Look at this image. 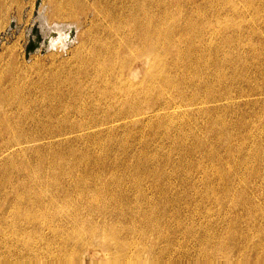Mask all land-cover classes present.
I'll return each mask as SVG.
<instances>
[{
    "label": "rangeland",
    "instance_id": "1",
    "mask_svg": "<svg viewBox=\"0 0 264 264\" xmlns=\"http://www.w3.org/2000/svg\"><path fill=\"white\" fill-rule=\"evenodd\" d=\"M172 1L164 0L174 7L188 4L189 10L200 3L201 13L193 14L192 41L178 33L169 47H156L162 56L156 68L136 56L134 11L137 17L141 7L155 13L159 7L152 0H0V81L6 86L13 78L20 88L0 100V128L28 111L41 113L46 96L39 78L50 83L52 72L61 83H50L49 89L67 91L70 98L64 103L86 108L66 118L75 124L73 131L29 143L28 149L18 150L21 131L0 140V264H106L105 240L90 242L93 225L99 232L118 231L121 242L141 253L118 264H264V0ZM184 16L186 11L179 14V24ZM176 25L167 21L164 29L176 32ZM68 27L72 39L60 48L59 37ZM51 40L56 46L49 47ZM128 58H133L128 74L135 80L129 75V81L138 87L129 96L137 106L126 108L109 104L96 90L124 85L128 75L115 76V71ZM213 59L216 66L210 64ZM199 64L218 77L209 90L195 84ZM147 71L153 78H145ZM64 109L60 105L58 111ZM67 139V148L78 152L71 171L39 161L20 165L38 155L40 147L50 151V141L68 144ZM99 142L114 151L101 150ZM124 147L131 154L123 153ZM141 147L146 156L136 153ZM87 159L97 168H83ZM160 186L167 187L165 193L158 192ZM140 191L143 198H136L135 205L122 211L112 207L113 197L135 198ZM146 216H155L154 224ZM101 220H107L103 227Z\"/></svg>",
    "mask_w": 264,
    "mask_h": 264
},
{
    "label": "bare ground",
    "instance_id": "2",
    "mask_svg": "<svg viewBox=\"0 0 264 264\" xmlns=\"http://www.w3.org/2000/svg\"><path fill=\"white\" fill-rule=\"evenodd\" d=\"M174 1V0H173ZM172 1V2H173ZM176 1V0H175ZM152 2H153V5H154V7L155 8H157V7H159L158 9H157V11L155 12V13H151L150 11L148 12V10H146V9H144V7H141V10L139 9L138 10V17H137V15H136V11H134V14H135V16H136V20H137V22H138V30H136L137 32V40H138V43H137V46H136V56L138 57V59H143V60H145L146 61V66L148 65L149 67L151 66V67H156L155 65L157 64V61H158V59H161L162 58V56L159 54H157V51H156V47L157 46H161L162 48L163 47H169L170 45H172L173 44V40H174V36H178V33H179V36L180 35H183V36H185L186 34H188V35H186L183 39H182V37H181V39L183 40V41H186L187 43L191 40L192 41V39H193V36L192 35H190L189 33H188V31L191 29V27H192V25H193V23H194V21H193V14H197L198 16L200 15V10H201V4L200 3H194V5L193 6H191L190 7V9L191 10H189L188 9V4L187 5H178V6H175L174 7V4H173V6L172 5H170L169 3H166V2H164V0H152ZM171 2V1H170ZM52 4H53V2H52ZM61 4V3H60ZM59 4V5H60ZM246 4V3H245ZM249 4V3H248ZM74 5V4H73ZM242 5V4H241ZM54 6H55V3H54ZM61 6V5H60ZM233 6V5H232ZM250 6V5H249ZM56 7V6H55ZM55 7H53V8H55ZM58 7V6H57ZM248 7V6H247ZM187 8V9H186ZM48 9V8H47ZM245 9V8H244ZM94 10V9H93ZM188 10V11H187ZM53 11V10H52ZM185 12L186 11V16H184V21H182V23H178L177 21H179V14L181 13V12ZM56 12V11H55ZM71 14V13H70ZM72 15V14H71ZM42 17V16H41ZM146 18V19H145ZM141 19H145L146 20V23L144 22V25L142 24V21H141ZM167 21H169V22H171L172 24H175V23H177V25H176V32H174V31H167L168 29H164V24L167 22ZM196 23L197 22H199V23H201V21H200V19H199V21H195ZM45 23V22H44ZM60 23H62V22H60ZM52 25H54L53 23H52ZM47 26V25H46ZM66 26V25H65ZM50 27V26H49ZM61 27V26H60ZM54 30H57L58 29V25L57 26H55L54 25ZM168 28H169V26H168ZM174 28V29H175ZM67 29V30H66ZM72 28L71 27H68V28H65V30L64 31H67V32H65V34L64 35H60V37H59V39H61L62 41H60L61 43L59 44V47L60 48H65L66 46H68L69 45V43H70V40L72 39ZM60 32V31H59ZM67 33H68V35H67ZM199 33V32H198ZM262 33V32H261ZM200 36V34L198 35V36H196V37H199ZM57 38V39H56ZM52 39L53 40H58V37H52ZM127 41V40H126ZM130 41H127L125 44H124V48L125 47H127L128 45H130V43H129ZM57 43V42H56ZM48 44H49V47H51V45H54V43L52 42V40H51V43H49L48 42ZM51 44V45H50ZM54 46H56V45H54ZM48 47V46H47ZM129 48H130V46H128ZM128 47H127V49H128ZM190 47H191V45H190ZM120 50H122L123 51V49H122V47L120 48ZM160 52V51H159ZM167 54H168V51L166 52ZM195 54H196V52H195ZM201 54V53H200ZM202 55V54H201ZM166 56H168V55H166ZM179 56V55H178ZM198 57V56H197ZM201 57V56H200ZM135 58V57H134ZM207 60V59H206ZM8 61H9V59H8ZM118 61H119V59H118ZM130 61H133V58H128V59H126V61H124L123 63H122V65L121 66H119V67H115L116 68V71H115V76H119V75H121V76H123L124 75V73H126V75H128V78H126V76L124 75V78L123 79H125L126 80V82H125V84L124 85H120V84H118L117 82L116 83H113V85H112V87L111 86H109L110 88H104L103 89V91L102 92H99V89L98 90H96L97 89V87L96 88H94V90H96V91H98V93H100L101 95H102V97L106 100L107 99V101H109L108 103L109 104H111L112 102H116V103H120L121 105L123 104L124 105V107H126V108H129V105H131V106H133V107H135V106H137V104H132L133 102H131V101H129L131 98L129 97L130 95H131V92H135L136 91V87H138V84L136 85L135 83H133V81H129L131 78H129V75H131V74H128V73H130V71H131V62ZM135 61H136V59H135ZM111 62V61H110ZM143 62V61H142ZM117 63V62H116ZM115 62H114V64H112V63H110V64H112L111 66H113V65H115L116 64ZM119 63V62H118ZM144 63V62H143ZM147 63H149V64H147ZM175 63H176V61H175ZM108 65H109V62L107 63ZM211 65H214V66H216V61L213 59L212 61H211V63H210ZM8 65V64H7ZM92 65V64H91ZM108 65H107V67H108ZM117 65V64H116ZM160 65V64H159ZM175 65V64H174ZM195 68H199L197 71H196V76H197V81L195 82V84L197 85V86H200L201 88H203V89H205V90H209L210 88H211V85L210 84H213V83H215V81H217L218 80V77H217V75L216 76H213V75H211V74H209L208 72H206V71H204V69H203V65H201V64H199V65H197V66H194ZM109 68V67H108ZM157 68V67H156ZM112 69H114V68H112ZM149 69V68H148ZM130 70V71H129ZM143 70H144V68H143ZM184 70V69H183ZM125 71V72H124ZM151 71V70H150ZM134 73H136L135 72V70L133 71ZM158 72L159 71H157L156 70V75H158V76H160L161 78H162V74L160 73V74H158ZM215 72V71H214ZM111 73V72H110ZM132 73V72H131ZM138 73V72H137ZM142 74V73H141ZM132 75H133V73H132ZM132 75L130 76V77H132ZM139 75V74H138ZM143 75V74H142ZM141 75V76H142ZM56 76L58 77V74L57 73H55V72H52V74H51V76H50V79L52 80L50 83H57V82H59V83H61L60 82V80H56V81H54L55 79H56ZM120 76V77H121ZM134 76H135V74H134ZM140 76V77H141ZM149 76H151L152 78H153V74H151V73H149L148 71L146 72V75H145V78H147L148 77V79H149ZM157 76V77H158ZM7 77V76H6ZM51 77H53V79L51 78ZM155 77V76H154ZM134 78H136L137 79V76L136 77H134ZM161 78H159L160 80H159V82L161 81ZM6 79V78H5ZM102 79V78H101ZM155 79H156V77H155ZM170 79H172V78H170ZM132 80H134L133 79V77H132ZM154 80V79H153ZM4 81V80H3ZM48 81H49V79L48 78H46V77H43V76H41L40 78H39V82L38 83H43L44 82V87L43 88H41L40 89V91H41V95L42 96H46V100L43 102L44 103V107L41 109V113H39V114H36L35 112H33V111H28V112H26V113H23L22 115H20L19 117H17V119L16 120H10L9 119V121L8 122H6V124H4V126H3V128L0 130V140L1 139H3L4 137V134L5 133H9V132H11V133H15L14 135L16 136V133H18L17 131H21V134H18V137H17V139L19 140V142L17 141L16 142V144H18V150L19 151H21V150H23L24 148H29L30 147V144L29 143H32V142H36V141H39V140H41V139H52V138H55V137H57V136H59V135H61V134H65V133H68L69 131H73V129L75 128V124H73V123H71V124H69V122H68V118H71V116L72 115H77V114H84V112H85V110H86V108L85 107H82V108H78V109H75V107L73 106V103L72 104H66V103H64L63 102V99L64 98H70V96H69V94L70 93H67V91H63L62 89H59V88H50L49 89V87H48V85L50 84V83H48ZM135 81V80H134ZM138 81V80H137ZM142 81V80H141ZM143 81H145L144 79H143ZM157 82L158 81H156V84H157ZM158 82V83H159ZM171 82V81H170ZM17 82H16V80L15 79H13L12 78V80H10L9 82H8V84H6V86H4L3 84H2V82L0 81V100L1 99H7V97L9 98L10 96H12V94H14L17 90H20V88L19 89H17L18 87L16 86L17 84H16ZM48 83V84H47ZM143 84H144V82H142ZM141 83V84H142ZM167 83V82H166ZM143 84H142V86H143ZM160 84V83H159ZM158 84V85H159ZM46 85V86H45ZM146 85V84H145ZM157 85V86H158ZM156 86V87H157ZM160 87V86H159ZM48 88V89H47ZM144 88H147L146 86L144 87ZM158 88V87H157ZM197 88V87H196ZM110 89V90H109ZM154 90H155V88H154ZM213 90H211V92H212ZM137 93V92H136ZM207 93V92H206ZM137 95V94H136ZM74 96V95H73ZM124 96V98L122 99V97ZM132 96V95H131ZM13 97H14V99H15V95H13ZM47 97H49V99L47 98ZM134 97V96H133ZM216 100V99H215ZM38 101H34V104L36 105V103H37ZM136 102V101H135ZM194 102V101H193ZM215 102V101H214ZM217 102V101H216ZM3 103V102H2ZM1 104V103H0ZM19 104V103H18ZM205 104H206V102H205ZM63 106V107H65V109H64V112L63 113H60V111H58V108H59V106ZM175 105V104H174ZM201 105V104H200ZM203 105V104H202ZM207 105V104H206ZM174 108V107H173ZM183 109V108H182ZM203 109V108H202ZM3 110V109H2ZM174 110V109H173ZM198 111V110H197ZM205 112H207V111H205ZM2 113V112H1ZM218 114V113H217ZM221 114V113H220ZM207 115V114H206ZM4 116V115H3ZM140 116V115H139ZM218 116V115H217ZM221 117V116H220ZM2 118H4V117H2ZM67 118V119H66ZM7 119V118H6ZM14 119V118H13ZM186 119H187V117H186ZM214 119H216V117L214 118ZM208 120V119H207ZM189 121H190V119H189ZM213 121H215V120H213ZM2 122L4 123V121L2 120ZM187 122V121H186ZM219 122V121H218ZM242 122H244V121H242ZM222 124V123H221ZM220 124V125H221ZM104 126V125H103ZM106 126V125H105ZM206 126V125H205ZM24 128H26L27 129V131H25V129ZM190 129V128H189ZM23 131V132H22ZM206 131V130H205ZM81 132V131H80ZM223 134H224V132H222ZM221 133V134H222ZM217 134H218V132H217ZM222 134V135H223ZM228 134H229V131H228ZM221 136V135H220ZM230 136V135H229ZM13 137V136H12ZM227 137H228V135H227ZM234 137V136H233ZM15 139V138H14ZM16 139V140H17ZM74 140V139H73ZM225 140H228V138L226 139L225 138ZM230 140V139H229ZM69 141H70V139H67V142H68V144H64V142H62L61 144H58V145H55V143H53L52 141H50L49 143H48V148L49 149H51L50 151L48 150V149H44V146L43 147H40L39 149H40V151L38 152V155H36L35 157H33V158H30V156H28L27 157V159L25 158L22 162H20V165L21 166H29V165H31L32 163H36L37 161H39V162H43V163H46L48 166H56L58 169H60V170H63V171H65L66 170V168L68 169V171H71L72 170V168H75L74 166H75V163H76V158H77V156H78V152L75 150V149H73V148H67V146L68 145H70L69 144ZM88 142L90 141V139L89 140H87ZM233 141V140H232ZM73 142V141H72ZM228 142V141H227ZM230 142V141H229ZM90 143V142H89ZM22 144V145H21ZM228 143H226V145H227ZM98 146L101 148V150H105L106 152L107 151H114V146L112 147V145L111 144H105V143H101V142H99L98 143ZM117 146H119V145H117ZM227 147H229L228 145H227ZM240 147V146H239ZM46 148V147H45ZM128 147H124L123 149H124V151H123V153H125L126 155H129V154H131L130 152V150L129 149H127ZM198 148V147H197ZM209 148H211V147H209ZM210 150V149H209ZM231 150V149H230ZM87 152H89L90 153V149H88L87 148V150H86ZM216 151H218V150H216ZM24 152V151H23ZM213 152V151H212ZM35 153V152H34ZM137 154H138V156L140 157V156H146L147 155V149H146V147H141V150H139V151H137L136 152ZM216 152H214L213 154H215ZM217 154V153H216ZM229 154V153H228ZM31 155V154H30ZM211 155V154H210ZM209 155V157H211ZM226 155H227V153H226ZM225 155V156H226ZM66 156H68V157H71V161L69 162V163H67V164H64L63 162V160H64V158L66 157ZM84 156H85V154H84ZM213 156V155H212ZM227 157V156H226ZM214 158V157H213ZM227 158H230V157H227ZM246 160V159H245ZM255 160H256V157H255ZM229 161V160H228ZM244 161V160H243ZM213 162V161H212ZM241 162V161H240ZM41 164V163H40ZM102 164H103V161H102ZM209 164V163H208ZM207 164V165H208ZM216 164V163H215ZM214 164V165H215ZM146 165V164H145ZM240 165H242L241 163H240ZM90 166L92 167V168H97V165L95 164V163H90V159H87L85 162H84V166H83V168H85V169H90ZM216 166H217V164H216ZM215 166V167H216ZM229 166V165H228ZM103 167V166H102ZM137 169H139V168H141V167H139V166H135ZM241 167V166H240ZM22 168H24V167H22ZM158 168H162V167H158ZM227 168V167H226ZM27 169V168H26ZM195 169V168H194ZM193 169V170H194ZM217 169V168H216ZM219 169V168H218ZM125 170V169H124ZM257 170V169H256ZM187 171H188V169H187ZM214 171H215V169H214ZM219 171H220V169H219ZM222 171V170H221ZM190 172V171H189ZM10 173V172H9ZM158 173V172H157ZM195 173V172H194ZM216 173V172H215ZM218 173V172H217ZM227 173V172H226ZM222 174V173H221ZM10 174H8V176H9ZM56 175H58V174H56ZM214 175V174H213ZM220 175V174H219ZM218 175V176H219ZM221 176V175H220ZM220 176L218 177V178H220ZM231 176V175H230ZM228 177V176H227ZM220 180H222V178L220 179ZM225 181V180H224ZM240 181V180H239ZM170 182V181H169ZM168 182V184L166 185L168 188H169V186H171V184ZM219 182H221V181H219ZM170 184V185H169ZM227 184V183H226ZM60 187V186H59ZM166 187V188H167ZM224 187H225V185H224ZM227 187V186H226ZM166 188H163V187H159L157 190H158V192H163V193H165V190H166ZM213 188V187H212ZM222 188V187H221ZM14 189H15V187H14ZM60 189V188H59ZM86 189V188H85ZM84 189V190H85ZM149 189V188H148ZM242 189V188H241ZM224 190V189H223ZM233 190V189H232ZM242 191H243V189H242ZM28 192V191H27ZM49 192V191H48ZM29 193V192H28ZM218 193V192H217ZM233 193V192H232ZM49 194V193H48ZM47 194V195H48ZM59 194V193H58ZM216 194V193H215ZM222 194H224V193H222ZM44 195V194H43ZM79 195V194H78ZM143 193L140 191V192H138V194H136V196H135V198H133V197H130V196H126V195H121L120 197H113V203H112V207H114L115 209H119V210H123L122 209V207L124 206V207H130L131 206V202L135 205V203H136V198H138L139 200H140V198H143ZM165 194H163V196H164ZM7 196V195H6ZM16 196V195H15ZM80 196V195H79ZM208 196V195H207ZM206 196V197H207ZM230 196V195H229ZM233 196V195H232ZM16 197H18V196H16ZM34 197V196H33ZM45 197V196H44ZM43 197V198H44ZM47 197V196H46ZM45 197V198H46ZM210 197V196H209ZM215 197V196H214ZM218 197H219V195H218ZM20 198V197H19ZM18 198V199H19ZM50 198H52V197H50ZM217 198V197H216ZM24 199H25V197H24ZM27 199V198H26ZM49 199V198H48ZM207 199H208V197H207ZM36 200V199H35ZM53 200H55V197H54V199ZM53 200H52V202H53ZM216 200V199H215ZM29 200L27 199V202H28ZM141 201V200H140ZM3 202V201H2ZM1 202V203H2ZM196 202V201H195ZM215 202V201H214ZM220 202V201H219ZM218 202V203H219ZM0 203V204H1ZM32 203H34V202H32ZM50 203H51V201H50ZM140 203V202H139ZM38 204V203H37ZM36 204V205H37ZM49 204V203H48ZM184 204H186V203H184ZM29 205V204H28ZM46 205V204H45ZM57 205V204H56ZM240 205V204H239ZM243 205V204H242ZM2 206V204L0 205V207ZM17 206V205H16ZM15 206V207H16ZM30 207H31V205H29ZM58 206V205H57ZM187 206V205H186ZM11 207V206H10ZM14 207V206H13ZM19 206H17V208H18ZM55 207V206H54ZM104 208V207H103ZM209 208V207H208ZM16 209V208H15ZM56 209H57V207H56ZM55 209V210H56ZM102 209V208H101ZM105 209V208H104ZM103 209V210H104ZM22 210V209H21ZM25 210V209H24ZM47 210V209H46ZM79 210V209H78ZM17 211V210H16ZM19 211H20V209H19ZM95 211H98L97 209H95ZM101 211V210H100ZM105 211H106V209H105ZM24 212V211H23ZM89 212V211H88ZM88 212H87V214H88ZM102 212V211H101ZM236 212V211H235ZM262 212V211H261ZM37 213V212H36ZM51 213H52V211H51ZM70 213V212H69ZM82 213V212H81ZM91 213V212H90ZM93 213V212H92ZM120 213V212H119ZM125 213V212H124ZM123 213V214H124ZM171 213V212H170ZM263 213H264V211H263ZM17 214V213H16ZM21 214V213H20ZM26 214V213H25ZM35 214V213H34ZM33 214V215H34ZM85 214V213H84ZM96 214H97V212H96ZM167 214V213H166ZM262 214V213H261ZM22 215V214H21ZM69 215V214H68ZM90 215H92V214H90ZM105 215H106V213H105ZM109 215V214H108ZM236 215V214H235ZM256 215V214H255ZM260 215V214H259ZM32 216V215H31ZM50 216V215H49ZM70 216V215H69ZM85 216H86V214H85ZM100 216H102L101 214H100ZM34 217V216H33ZM51 217H52V215H51ZM81 217V216H80ZM79 217V218H80ZM94 217V216H93ZM99 217V216H98ZM105 217V216H104ZM109 217V216H108ZM248 217V216H247ZM29 218V217H28ZM36 218V217H35ZM91 218V217H90ZM89 218V219H90ZM146 218L147 219H149L147 222H150L149 224H154V218H155V216H154V218H151L150 216L149 217H147L146 216ZM161 218V217H160ZM259 218V217H258ZM39 219V218H38ZM50 219V218H49ZM82 219V218H81ZM104 219H106V218H104ZM156 219V218H155ZM40 220H41V218H40ZM78 221L80 220V219H77ZM84 220V219H83ZM91 220H92V218H91ZM94 220V219H93ZM95 220H97V219H95ZM130 220V219H129ZM247 220H248V218H247ZM250 220V219H249ZM42 222H44L43 220H41ZM40 221V222H41ZM85 221V220H84ZM99 221V220H98ZM102 221H104V220H101L100 222H102ZM111 222H112V220H110ZM110 221H108V223L110 222ZM254 221V220H253ZM256 221V220H255ZM49 222H50V220H49ZM89 222H91V221H89ZM100 222H99V224H100ZM105 222V221H104ZM106 222H107V220H106ZM105 222V223H106ZM52 224L54 223V222H51ZM92 223V222H91ZM90 223V224H91ZM113 223V222H112ZM264 223V222H263ZM262 223V224H263ZM41 224V223H40ZM51 224V225H52ZM77 224V223H76ZM75 224V225H76ZM98 224V223H97ZM130 224V223H129ZM133 224V223H132ZM176 224V223H175ZM233 224V223H232ZM237 224V223H236ZM235 224V225H236ZM254 224V223H253ZM261 224V225H262ZM44 225V224H43ZM78 225V224H77ZM101 225V224H100ZM117 225V224H116ZM120 225H122L121 223H120ZM119 225V226H120ZM156 225V224H155ZM234 225V224H233ZM60 226V225H59ZM58 226V227H59ZM71 226V225H70ZM72 226H73V224H72ZM83 226V225H82ZM104 226H106V225H104ZM44 227V226H43ZM48 227V226H47ZM47 227H46V229H47ZM57 227V226H56ZM81 227V226H80ZM100 227V226H99ZM102 227H103V222H102ZM118 227V226H117ZM128 227V226H127ZM252 227V226H251ZM52 228V227H51ZM62 228V227H61ZM114 228H115V226H114ZM120 228V227H119ZM123 228V227H122ZM130 228V227H129ZM131 228H133V227H131ZM154 228V227H153ZM161 228V227H160ZM261 228V227H260ZM259 228V229H260ZM99 228L97 227V225L95 226V225H93V227H91L90 228V230H89V238H90V242L92 241L93 242V240H96L97 241V243H101L103 240H105V244L103 245V247H105V253H107L106 254V256H108L107 257V259H108V261H107V263L106 264H118L119 262H132V258L133 257H135L136 258V256L138 255V254H141V253H139L138 251L136 252V251H134V249H131L130 247H129V245L130 244H126V243H123V242H121L120 240H119V236H118V233H116V232H118V231H111V232H105L103 229H102V232H99V230H98ZM116 229V228H115ZM254 229V228H253ZM262 229V228H261ZM71 230V229H70ZM127 230V229H126ZM132 230V229H131ZM130 230V231H131ZM153 230V229H152ZM165 230V229H164ZM251 230V229H250ZM44 231V230H43ZM48 231H50V229L48 230ZM57 231V230H56ZM108 231V230H107ZM254 231V230H253ZM257 231H259L258 229H257ZM51 232V231H50ZM121 232V231H120ZM166 232V231H165ZM250 232V231H249ZM255 232V231H254ZM49 233V232H48ZM54 233V232H53ZM131 233V232H130ZM149 233H150V231H149ZM245 233V232H244ZM250 233H252V232H250ZM59 234V233H58ZM72 234V233H71ZM134 234V233H133ZM142 234H143V232H142ZM140 235V236H143V235ZM152 234V233H151ZM150 234V235H151ZM163 234V233H162ZM253 234V233H252ZM73 235V234H72ZM131 235H132V233H131ZM146 235V234H145ZM149 235V234H148ZM233 234H231L230 235V237L232 236ZM245 235V234H244ZM79 236H81V234L79 235ZM77 237V238H81V237ZM83 236H84V234H83ZM136 236V235H135ZM156 236V235H155ZM131 237V236H130ZM146 237V236H145ZM152 238H154V235L153 236H151ZM151 237H148L149 239L151 238ZM240 237V236H239ZM263 237V236H262ZM68 237H66L65 239H67ZM75 238V237H74ZM76 238V239H77ZM132 238V237H131ZM143 238H144V236H143ZM147 238V239H148ZM155 238H157V237H155ZM164 238V237H163ZM201 238V240L202 241H204L203 239H204V236L203 237H200ZM203 238V239H202ZM58 239V238H57ZM70 239V238H69ZM68 239V240H69ZM75 239V240H76ZM121 239V238H120ZM127 239V238H126ZM141 239V238H140ZM148 239V240H149ZM232 239V238H231ZM254 239V238H253ZM260 239H261V237H260ZM80 240V239H79ZM84 240H85V238H84ZM130 240V239H129ZM133 240V239H132ZM136 240V239H135ZM134 240V241H135ZM145 241H146V239H144ZM147 240V241H148ZM151 240V239H150ZM152 240H155V239H152ZM233 240V239H232ZM262 240V239H261ZM78 241V240H77ZM146 241V242H147ZM160 241V240H159ZM252 241V240H251ZM60 242V241H59ZM68 242V241H67ZM74 242V241H73ZM91 242V243H92ZM140 243L141 242H143V240L142 241H139ZM138 242V243H139ZM166 242V241H165ZM61 243V242H60ZM59 243V244H60ZM62 243H65V242H62ZM95 243V242H94ZM139 243V244H140ZM252 243V242H251ZM259 243V242H258ZM263 243V242H262ZM51 244V243H50ZM52 244H53V242H52ZM72 244V243H71ZM70 244V245H71ZM75 244V243H74ZM73 244V246H74V248H75V245ZM148 244V243H147ZM151 244V243H150ZM253 244V243H252ZM66 245V244H65ZM68 245V244H67ZM98 245V244H97ZM143 245V244H142ZM164 245H165V243H164ZM163 245V246H164ZM239 245V244H238ZM237 245V246H238ZM242 245H245V244H242ZM261 245V244H260ZM69 246V245H68ZM72 246V247H73ZM82 246V245H81ZM139 246V245H138ZM147 246V245H146ZM151 246V245H150ZM156 246V245H155ZM58 247L60 248L61 246H59L58 245ZM133 247H134V245H133ZM136 247V246H135ZM142 247V246H141ZM140 247V248H141ZM240 247H241V245H240ZM243 247V246H242ZM62 248V247H61ZM260 248V247H259ZM258 247H257V249H259ZM148 249H149V246H148ZM247 249H248V246H247ZM261 249V248H260ZM136 250H138V248L136 249ZM144 250V249H143ZM147 250V249H146ZM244 250V249H243ZM61 251V250H60ZM62 251H63V249H62ZM68 251V250H67ZM146 252V251H145ZM73 253V252H72ZM149 253V252H148ZM243 253V252H242ZM252 253V252H251ZM58 254H59V252H58ZM71 254V253H70ZM146 254V253H145ZM160 254V253H159ZM62 255V254H61ZM149 255V254H148ZM224 255V254H223ZM147 256V255H146ZM254 256V255H253ZM248 258V257H247ZM66 259V258H65ZM64 259V260H65ZM134 259V258H133ZM260 259V258H259ZM262 259V258H261ZM150 261H151V259H150ZM153 261V260H152ZM256 261V260H255ZM65 261H63V264H66V263H64ZM71 261H69V263H70ZM59 263H61V262H59ZM68 263V264H69ZM78 263V262H77ZM140 263V262H139ZM142 263H143V261H142ZM145 263V262H144ZM143 263V264H144ZM151 263V262H150ZM149 263V264H150ZM153 263V262H152ZM252 263H254V262H252ZM263 263H264V261H263ZM73 264V263H72ZM130 264V263H129ZM132 264V263H131ZM146 264V263H145ZM147 264H148V262H147ZM258 264V263H257ZM260 264H262V263H260Z\"/></svg>",
    "mask_w": 264,
    "mask_h": 264
}]
</instances>
